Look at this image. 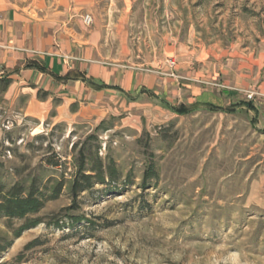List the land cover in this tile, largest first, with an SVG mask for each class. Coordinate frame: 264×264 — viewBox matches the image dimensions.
<instances>
[{
	"label": "rangeland",
	"instance_id": "rangeland-1",
	"mask_svg": "<svg viewBox=\"0 0 264 264\" xmlns=\"http://www.w3.org/2000/svg\"><path fill=\"white\" fill-rule=\"evenodd\" d=\"M91 7L86 26L102 32L105 60L176 78V92L166 95L172 103L185 100L184 85L195 78L200 88L225 90L217 92L223 105L251 101L257 111L202 106L176 114L141 96L115 97L104 116L73 117L53 110L54 97L47 114L35 115L34 84L0 81L3 180L45 182L62 171L69 178L81 146L118 169L74 201L63 188L39 212L43 222L18 237L20 221L0 219V242L11 241L0 261L264 264V0H92ZM46 158H58L59 171ZM148 166L155 176L143 181Z\"/></svg>",
	"mask_w": 264,
	"mask_h": 264
},
{
	"label": "crops",
	"instance_id": "crops-1",
	"mask_svg": "<svg viewBox=\"0 0 264 264\" xmlns=\"http://www.w3.org/2000/svg\"><path fill=\"white\" fill-rule=\"evenodd\" d=\"M91 6L92 0H0V78L34 84L33 114H47L54 97L53 110L73 117L104 116L115 97L135 102L147 96L173 113L179 106L235 103L223 105L222 89L200 88L190 78L185 100L175 104L166 95L176 92V78L106 61L102 32L82 21Z\"/></svg>",
	"mask_w": 264,
	"mask_h": 264
},
{
	"label": "trees",
	"instance_id": "trees-1",
	"mask_svg": "<svg viewBox=\"0 0 264 264\" xmlns=\"http://www.w3.org/2000/svg\"><path fill=\"white\" fill-rule=\"evenodd\" d=\"M4 87H7L11 79L8 77L0 78ZM236 106H245L248 110L257 111V108L251 101H238L230 107H218L207 104L206 108L214 111L233 112ZM196 104L187 108L179 106L174 109L176 114H185L197 108ZM104 120L101 121L98 127L106 129ZM46 165L52 170L59 171V159L46 158ZM73 170L69 174V178L64 176V171L58 176H46L45 182L39 176H31L25 179L7 182L0 177V219L5 220H19V226L13 230V237H18L20 234L29 228H32L43 220L38 216L39 212L44 207L45 203L49 200L56 199L61 193L63 188H67L70 193L71 199L76 200L77 196L94 186V184L105 183L106 179H115L118 176V169L112 161L108 160L103 163L102 159L98 156L97 150L91 152L85 146H81L77 153L72 158ZM154 170L148 166L143 174V181L154 177ZM71 217L72 222H79L82 217ZM61 220L53 223L56 227H61ZM7 241L1 244L0 242V256L2 251L10 244ZM37 244V239H33L25 244L24 249L30 248ZM0 264L3 262L0 261Z\"/></svg>",
	"mask_w": 264,
	"mask_h": 264
},
{
	"label": "built area",
	"instance_id": "built-area-1",
	"mask_svg": "<svg viewBox=\"0 0 264 264\" xmlns=\"http://www.w3.org/2000/svg\"><path fill=\"white\" fill-rule=\"evenodd\" d=\"M83 22H84L86 25H89V24L92 22V18H91V16H90L89 14H85V15L83 16ZM174 65H175V62H174L173 59H171V60L168 61V66H169V68H172ZM170 74L173 75L172 72H171Z\"/></svg>",
	"mask_w": 264,
	"mask_h": 264
}]
</instances>
